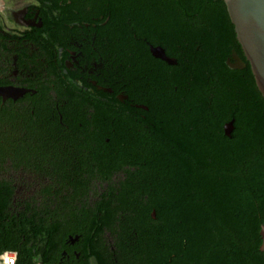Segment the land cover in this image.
I'll use <instances>...</instances> for the list:
<instances>
[{"label": "flooded vegetation", "instance_id": "flooded-vegetation-1", "mask_svg": "<svg viewBox=\"0 0 264 264\" xmlns=\"http://www.w3.org/2000/svg\"><path fill=\"white\" fill-rule=\"evenodd\" d=\"M124 1L0 0V219L35 228L37 264H133L132 229L163 223L148 216L163 191L153 165L180 145L188 110L160 104L189 54L162 40L168 15L155 28L146 12H119ZM238 46L231 70L250 67Z\"/></svg>", "mask_w": 264, "mask_h": 264}, {"label": "trees", "instance_id": "trees-1", "mask_svg": "<svg viewBox=\"0 0 264 264\" xmlns=\"http://www.w3.org/2000/svg\"><path fill=\"white\" fill-rule=\"evenodd\" d=\"M117 8L148 13L155 28L168 15L172 32L162 40L189 54L179 58L183 70L164 84L160 104L164 114L188 110L174 123L180 145L160 147L153 165L163 191L150 195L148 216L156 209L163 223L132 229L139 237L132 263L264 264V98L249 66L226 64L240 49L224 0H125ZM152 20L144 36H153ZM184 69L193 80L182 77ZM34 231L0 219V255L16 252L18 264L43 260L45 243L30 244Z\"/></svg>", "mask_w": 264, "mask_h": 264}, {"label": "water", "instance_id": "water-1", "mask_svg": "<svg viewBox=\"0 0 264 264\" xmlns=\"http://www.w3.org/2000/svg\"><path fill=\"white\" fill-rule=\"evenodd\" d=\"M224 3L237 41L250 65L255 84L264 98V0H224ZM153 51L155 56L173 63L162 49ZM243 67L245 64L238 60V65L234 68ZM232 128L233 123L227 125L228 135ZM260 236V251L264 254V223Z\"/></svg>", "mask_w": 264, "mask_h": 264}, {"label": "built area", "instance_id": "built-area-1", "mask_svg": "<svg viewBox=\"0 0 264 264\" xmlns=\"http://www.w3.org/2000/svg\"><path fill=\"white\" fill-rule=\"evenodd\" d=\"M0 264H18V254L13 251H5L0 255Z\"/></svg>", "mask_w": 264, "mask_h": 264}]
</instances>
